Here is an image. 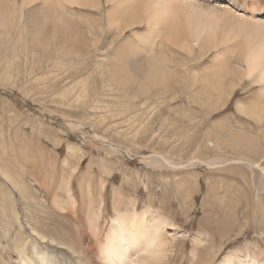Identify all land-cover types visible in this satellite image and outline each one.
Listing matches in <instances>:
<instances>
[{"label":"rangeland","instance_id":"374dc122","mask_svg":"<svg viewBox=\"0 0 264 264\" xmlns=\"http://www.w3.org/2000/svg\"><path fill=\"white\" fill-rule=\"evenodd\" d=\"M147 1L162 28L177 20L205 37L209 27L215 43L192 34L166 42L144 0H54L69 22L55 16L49 36L26 15L44 0H15L16 19L0 22V264H21L19 224L71 246H49L56 264H79L73 251L102 264L106 233L135 209L165 221L162 264H222L232 255L264 263V115L251 113L264 85L251 83L257 72L232 81L235 69L248 72L250 55L264 66V26L242 22H264V0ZM136 61L156 63L160 75L136 74ZM225 69L224 80L212 74ZM224 127L249 135L254 152ZM71 195L78 224L66 217ZM98 213L104 232L95 237Z\"/></svg>","mask_w":264,"mask_h":264},{"label":"bare ground","instance_id":"6f19581e","mask_svg":"<svg viewBox=\"0 0 264 264\" xmlns=\"http://www.w3.org/2000/svg\"><path fill=\"white\" fill-rule=\"evenodd\" d=\"M32 1H34V0H24V3L25 4H28V3L32 2ZM72 1H73V3L79 4L80 6H88V5H91V4H94L95 3V0H72ZM144 1L147 3L148 6H144L143 13L145 14V16H148L149 17V19L152 21V25L157 24L158 21L160 22V24L158 25V34L159 35H162L163 39L166 42H169V43L172 42L173 44H181L182 42L184 43V39L187 36H189V34H192L193 36H198V37L200 36V35H198V32H197L196 29H191V28L190 29H184L183 27L180 26V23L177 20L171 21L170 24H168L164 28H162L161 27L162 22L157 17V12L156 11H151L150 13L148 12V9L149 8L152 9V7L155 6V5H153L151 7V3L150 2H148L147 0H144ZM177 3H179V2H177ZM177 3H172V4H177ZM60 8H61V6H60ZM227 8H229V7H227ZM16 9H17V4H16L15 0H13V1H11V0H0V22H9L10 19L15 20L16 19V12H17ZM218 9H220V8H218ZM221 9H223V8H221ZM224 10H226V9H223V11ZM220 11L222 12V10H220ZM37 14H40V15L39 16H36ZM26 15H27V21L30 24L35 25L36 28L40 24L46 25V28H47V22L50 23L51 21H53V23H54V20H55L54 17L55 16H59V18L63 22H65V23H68L69 22L67 15H64L63 12L59 15L58 8H57L54 0H44V4H43L42 7L37 6V7L34 8V10H30L29 9V10H27ZM131 17L133 19H136V20H142L143 19V18H140L139 19L137 17V12L135 14L134 11L131 12ZM240 18L242 19L243 17H240ZM248 20L249 19H246V21H248ZM253 20H250V21H253ZM246 21H245V18H244V21H242V22H245L246 24H249L251 27H253L252 28L253 30H260L264 26V22H262L261 20L260 21L259 20H254V21L258 22L259 24H251V23H248ZM47 31H50V29L49 30H48V28L46 29V31L44 33L45 36H49V33ZM215 33L216 32L210 30L209 27H208L207 28V35L205 37L204 36H200V37H203L205 41H209L211 43L213 41V38L215 37L214 36ZM44 34H43V36H44ZM151 39L152 38L146 37L147 42L149 40H151ZM163 39H161V40H163ZM203 44L206 47L207 42H204ZM205 47H204V49H205ZM181 48H183V47H181ZM187 48H189V47H187ZM207 48H208V46H207ZM189 49H191V46H190ZM189 49H187V51ZM191 51L192 50H189V52H191ZM135 52L139 53L141 51L140 50H135ZM151 56H152V54L149 57H147V60H149L148 58H150ZM217 57H219V56H217ZM217 57H216V59H218ZM156 58H157V56L154 57V61L156 60ZM224 58L225 57H223V59ZM249 58L250 59H249V63H248V72L247 71H244L246 69H244L243 71H241L239 69H235L233 71L232 81L234 82L235 80H242L243 78L249 77V74H251L253 72H257V75L255 77L251 78V80H250L251 83H255V85H256V83L257 84L261 83V84L264 85V69H263L264 66L263 67H260L259 60L257 59V56H254V58H253L250 55ZM217 61H220V58ZM225 61H227V60H225ZM5 62H6V60H5ZM158 62L160 64H162L163 60L162 59H159L157 61V63ZM215 65L216 64H214V66ZM222 67H220V68H222ZM153 69H156L157 72H158V74L160 75V71H159L158 66L156 67V63H152L151 67H150V63H148V64H138V61H136V63H135V70H136L135 73L136 74L142 75V74H144L143 72L150 74L149 72L152 71ZM212 74H213V76H215V78L218 81H220V79L224 80L226 78V69L225 70L218 71V72H214L213 71ZM206 77H208V76H206ZM162 78H163V76L161 77V79ZM209 79L211 80V78H209ZM212 80H214V79H212ZM211 82L216 83L215 81H211ZM193 83H194V81H193ZM211 85H214V84H211ZM215 85H214V88H215ZM217 85L220 86V84H217ZM221 85H222V83H221ZM205 86H207V85H205ZM201 87H202V85H201ZM210 89H212L211 86H210ZM263 89H264V86H263ZM165 90H166V88H165ZM203 90H204V88H203ZM209 92H211V91L209 90ZM207 95H205V96H207ZM209 96L210 95L207 96L208 99H209ZM262 96H264V93H262ZM220 98L218 99V101H220ZM220 102H222V101H220ZM203 104L204 103H202V105ZM205 105H206V103H205ZM248 106H250V105H248ZM251 107H256V106L253 105ZM257 107L258 108L253 109L254 112L251 111V113L252 114L253 113H255V114L258 113V114H260L258 117L261 118V115H264V110H263V108H264V100H261V102L257 105ZM242 109H243L242 111L246 113L249 108L243 107ZM224 128H226L225 130L228 133L231 132V134H233L234 139H237L239 141L241 140V143L243 142V146H246L247 145L246 152L247 151L250 152L254 147H256V146L253 147V145L255 143L253 144V140L250 139V137H248L249 135L247 136V135H245L243 133H240L241 135L239 136V135H237V133L233 132V129L232 128H230L231 130L229 128H227V127H224ZM239 141H237V142H239ZM242 148H244V147H242ZM250 148H252V149H250ZM251 152H250V154H251ZM262 170L264 172V168H262ZM119 201H121V200H119ZM119 201L117 202V204H119ZM55 202H56V204H59L60 205V203L58 202L57 199L55 200ZM68 205L70 206V209L68 210V211H70V214H67L66 217L68 218L69 221L72 220V221H74V222H76L78 224V222L79 221L81 222V220H79L80 218H79L78 214L76 213V210H75L76 209V201H75V199L73 198L72 195L70 197V200H68ZM116 211H117V209H116ZM118 214H119V212H118ZM151 215H153V213ZM154 215H155V213H154ZM144 216H149L148 210H145V212L143 211V213H138L137 210L135 209V211L133 212L132 215L131 214L130 215H127L126 214V215L120 217L119 219H118V217L116 218L117 220L114 221V223L112 224L111 228H109L108 232L106 233L107 234V237H106V244H105V247H104V258L105 259L102 258V262H103L102 264H162V261H163V259L165 257L166 251H167L166 249H167V247L169 245V242L165 240V238L167 236L166 235V231L165 230L162 231L165 221H162V220L161 221H158V218H159L158 216L157 217L156 216L153 217L154 218L153 220L150 218L151 219V221H150V220H148V218L146 219ZM6 217L10 220V218L8 217V215H6ZM20 218L21 217H18V215H17V217H16L17 222H18V219L20 220ZM90 221H91V224L89 225L90 232L95 237H99L101 235V233L104 232V231H102V229L104 227H100L101 225L98 228H96L97 227V222L100 221V215H99V213L96 214V215L94 214L93 217L90 219ZM8 225H9L8 230L9 231H12L13 226L10 223H8ZM16 227H17V230L16 231H12V232L16 235V237L17 236L20 237L21 242H20V244L19 243L18 244H15V240H13V243H14L13 246L16 249V251L19 254H21V260H20L21 261L20 262L21 264H56V262L54 261V260H56L55 259L56 257H54L55 256L54 255L55 253H54V251H51L49 249V246L55 245V248L56 249H67V248L72 249L69 244H68L69 246L66 248V244L63 241H59L58 242L55 239L47 238L45 236L46 234H44L43 231H41V230L34 229L32 231V235H31V233L30 234L29 233L26 234L25 227L22 224H19ZM40 228H41V225H40ZM102 235H103V233H102ZM24 237H26L27 241H24V239H23ZM32 238H34V240L35 239L38 240V243L39 244H37L35 241H34V244H33V241H32L33 239ZM30 240L32 241V244H30V242H29ZM30 250H31V252L28 253V251H30ZM217 251L218 250H216V252ZM73 253L76 254V256L78 257V260L76 262L79 261L78 262L79 264L80 263L81 264H84L82 258H79V254H77L79 252L73 251ZM198 253H199V250H198ZM232 256L227 257L226 260L223 259V262H221V263L222 264H238L239 260H235L234 261L232 259L233 258ZM242 264H243V262H242Z\"/></svg>","mask_w":264,"mask_h":264},{"label":"snow or ice","instance_id":"6c2138e0","mask_svg":"<svg viewBox=\"0 0 264 264\" xmlns=\"http://www.w3.org/2000/svg\"><path fill=\"white\" fill-rule=\"evenodd\" d=\"M249 264H251V261H249Z\"/></svg>","mask_w":264,"mask_h":264}]
</instances>
